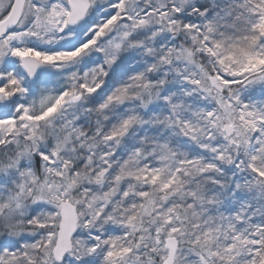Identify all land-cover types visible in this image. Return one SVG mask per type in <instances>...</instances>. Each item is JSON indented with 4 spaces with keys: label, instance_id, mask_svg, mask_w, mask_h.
<instances>
[{
    "label": "snow or ice",
    "instance_id": "6c2138e0",
    "mask_svg": "<svg viewBox=\"0 0 264 264\" xmlns=\"http://www.w3.org/2000/svg\"><path fill=\"white\" fill-rule=\"evenodd\" d=\"M0 264H264V0H0Z\"/></svg>",
    "mask_w": 264,
    "mask_h": 264
}]
</instances>
